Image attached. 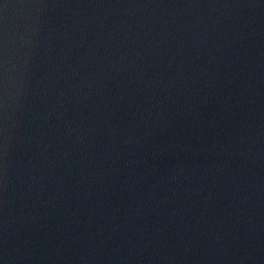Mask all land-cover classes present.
<instances>
[{
	"label": "water",
	"instance_id": "obj_1",
	"mask_svg": "<svg viewBox=\"0 0 264 264\" xmlns=\"http://www.w3.org/2000/svg\"><path fill=\"white\" fill-rule=\"evenodd\" d=\"M0 264H264V0H0Z\"/></svg>",
	"mask_w": 264,
	"mask_h": 264
}]
</instances>
